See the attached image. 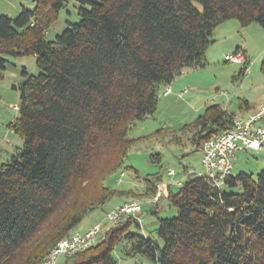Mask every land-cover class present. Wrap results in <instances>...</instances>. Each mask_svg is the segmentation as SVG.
Returning <instances> with one entry per match:
<instances>
[{"label":"trees","instance_id":"16d2710c","mask_svg":"<svg viewBox=\"0 0 264 264\" xmlns=\"http://www.w3.org/2000/svg\"><path fill=\"white\" fill-rule=\"evenodd\" d=\"M74 1L79 22L67 21L53 41L44 36L64 0H34L15 18L0 15V79L5 55H32L39 70L22 72L12 130L23 142L0 164V264H42L90 213L136 194L105 181L123 172L135 141L128 132L155 113L160 85L204 66L220 24L264 30V0ZM260 68L264 75V61ZM247 105L242 99L238 109ZM203 110L182 129L195 151L233 128L235 113L219 104ZM192 172L178 189L166 187L177 215L157 219L156 240L130 231L136 223L127 217L104 223L94 245L58 264H118L119 245L122 257L152 264H264V165L255 177L230 173L219 190ZM160 181L145 179L140 195L152 199ZM163 197L149 208L155 217Z\"/></svg>","mask_w":264,"mask_h":264},{"label":"rangeland","instance_id":"374dc122","mask_svg":"<svg viewBox=\"0 0 264 264\" xmlns=\"http://www.w3.org/2000/svg\"><path fill=\"white\" fill-rule=\"evenodd\" d=\"M64 1L65 6L60 9L56 20L51 23L46 36H44L48 41H53L55 35L61 34L68 27L67 21L69 23L79 22L77 3L74 0ZM33 6L34 0H0V15L7 13L10 18H15L22 7L32 9ZM14 7H17L18 11L16 9L14 12ZM252 27L257 29L251 31ZM248 28L246 31L237 32L234 38L233 35L225 42L219 40L213 44L214 47L210 46L208 52L211 56L209 57L208 54L204 56V66L183 70L181 75L170 84L172 89L168 95H164L163 92L170 86L160 85L155 113L149 118L131 125L128 132V139L135 141L127 151L123 172H116L105 181V185L111 189L124 190V192L132 191L136 194L112 198L103 207H99L82 219L76 230L81 231L92 222H103L104 224L105 214L124 201L136 202L141 205V211L134 217V221L139 227L132 224L130 231L146 235L151 239H157L155 229L158 227V218L176 217L177 209L168 203L165 189L167 186H170L171 190L176 189L174 181L184 179L185 167L189 172L200 169V152L194 150V145L189 141L190 134L184 133L182 129L192 125L203 114V109L212 104L219 103L224 109L236 113L241 118L246 110L244 107L238 109L239 101L242 99L247 101L254 97L260 99L259 97L264 91V75L260 68L264 61V30L255 23L250 24ZM244 37H246L245 42L249 47L246 55L249 60L247 68L249 75L247 77L239 75L240 67H242L240 64L224 61V56L235 52V48L232 50V47H235L236 42L241 43ZM240 48H242V43ZM3 57L7 63L0 79V164L7 162L23 142L21 137L12 130V125L18 116L19 85L26 79L22 72L25 71L31 77H35L39 73L32 55L18 57L5 55ZM247 79L249 80L246 81ZM174 82H176L175 85H172ZM183 90H186L187 94L180 95ZM220 96L224 103L226 102L225 104L221 102ZM230 101L232 106L229 105ZM261 106H258V109ZM173 133L178 135H176L178 140H175L176 136ZM156 154H160L161 161L159 163L153 161L152 156L155 157ZM232 161L231 175L245 172L255 177L264 165V144L259 152L237 151ZM169 170H173L174 175H169ZM156 175H160L162 178V181L156 184L161 187V196L164 195V197L157 203L158 210L155 217L149 213V208L154 205L152 203L154 196L151 199L140 195V193L144 190V180L151 179ZM232 191L240 192L241 189L236 187ZM106 228L103 227V229ZM120 248L121 245L114 252V258L118 264H152L142 256L122 257Z\"/></svg>","mask_w":264,"mask_h":264},{"label":"built area","instance_id":"2783aa9c","mask_svg":"<svg viewBox=\"0 0 264 264\" xmlns=\"http://www.w3.org/2000/svg\"><path fill=\"white\" fill-rule=\"evenodd\" d=\"M242 49L226 54L224 61L231 64H240L243 69L242 75H249L248 59ZM171 88L167 87L163 92L168 95ZM186 90L180 92L185 94ZM233 128L216 137L209 139L201 144L198 151L200 152V169L193 171L197 177L208 181L212 188L221 189L224 186L226 178L230 176L233 170V159L235 153L241 150H250L259 152L264 144V105L259 107L247 117L234 116ZM169 175H174L173 170L168 171ZM187 172L183 175H189ZM183 184V179L174 181L178 189ZM161 187L156 184L153 202L161 197ZM151 203V204H152ZM141 211V205L136 202H124L119 204L104 216L105 223L112 225L118 224L123 218L135 217ZM103 222L96 223L83 232L74 231L70 236L60 240L49 255L45 256L42 264H57L59 259L64 256H72L79 252L85 251L91 245H94L102 230Z\"/></svg>","mask_w":264,"mask_h":264},{"label":"crops","instance_id":"0c3cea01","mask_svg":"<svg viewBox=\"0 0 264 264\" xmlns=\"http://www.w3.org/2000/svg\"><path fill=\"white\" fill-rule=\"evenodd\" d=\"M29 4V3H28ZM16 9H17V11H18V8L16 7H14V12H16ZM4 12H6V11H4ZM2 14H4V15H8L7 13H2ZM249 26H247V27H241L240 26V24L238 23V22H235V21H232V20H230V21H226V22H224V23H222V24H220L216 29H214L213 31H214V33H213V35H214V42H212V44L210 45V46H212V47H214V45L213 44H215L216 42H218L219 40H223L222 42H225V40L226 39H230L233 35V38L235 37V35H236V33L237 32H240V30H242V31H246V28L247 29H249L248 28ZM255 29H257V28H255V27H252L250 30L251 31H255ZM217 31V32H216ZM249 31V30H248ZM246 33V32H245ZM246 41V37H244V39H243V41L241 42L242 43V50L245 52V56L247 55V52H248V50H249V47L246 45L247 43L245 42ZM241 43H235L236 45H234L235 47H232V50H233V48H238V47H240V45H241ZM209 46V47H210ZM208 47V49L206 50V53H205V56H206V54H208L209 55V57L211 56V54L208 52L209 51V48ZM212 50H213V48H212ZM231 50V51H232ZM230 52V51H229ZM227 53V52H226ZM247 57V56H246ZM248 58V57H247ZM249 79H247L246 81H248ZM175 83L176 82H174V84H172V85H175ZM169 86H170V84H169ZM170 88H171V86H170ZM172 89V88H171ZM184 91V90H183ZM263 93H264V91H263ZM262 93V95H261V97H259L260 99H258L257 97H254L253 99L252 98H250V99H247V102H248V105L246 106V107H244L245 108V113H244V115H242V117H247L249 114H251L253 111H255V110H257L258 109V106H261L263 103H264V94ZM185 94H187V92L185 93ZM220 98H221V102H223L224 103V100H222V96H220ZM219 98V99H220ZM258 99V100H257ZM226 103V102H225ZM224 103V104H225ZM219 104V103H218ZM228 104V103H227ZM229 105L230 106H232L231 105V101L229 102ZM228 110V109H227ZM229 112H232V111H230V110H228ZM232 113H234V112H232ZM235 116H237L236 115V113H235ZM125 202V201H124ZM123 203V202H122ZM117 206V205H116ZM116 206H114L113 208H115ZM112 208V209H113ZM111 210V209H110ZM96 223H98V222H92L90 225H88L85 229H83V230H81L80 232H83L84 230H86L87 228H89V227H91L92 225H94V224H96ZM76 231H78V230H76Z\"/></svg>","mask_w":264,"mask_h":264}]
</instances>
